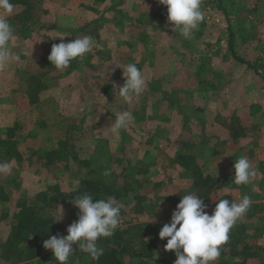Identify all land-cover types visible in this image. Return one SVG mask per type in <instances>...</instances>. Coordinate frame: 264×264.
<instances>
[{
  "label": "rangeland",
  "instance_id": "1",
  "mask_svg": "<svg viewBox=\"0 0 264 264\" xmlns=\"http://www.w3.org/2000/svg\"><path fill=\"white\" fill-rule=\"evenodd\" d=\"M222 1L232 24L236 54L248 61H264V0ZM44 8L48 14L40 18L42 24L65 30L87 26L91 30L89 25L96 22L97 37H93L95 46L80 61L79 69L70 70L69 66L51 71L42 79L45 88L37 94L38 102L30 104L26 78L38 64L41 70L46 69V55L53 44L41 38L35 22L25 24L22 35L15 31L10 46L20 59L0 70V128L14 123L21 126L17 142L22 153L54 150L59 140L82 135L80 144L85 152L97 144L105 147L106 140L110 153L122 160L112 166L117 175L126 168L134 182L141 181L144 177L138 176L137 170L146 164L148 185L137 188L139 194L148 196L143 203L145 211L134 214L131 200L122 199L121 228L149 223L155 230L159 224L170 223L174 205L169 198L180 201L193 194L190 177L173 161L179 153L191 155L206 175L231 181L234 162L247 157L257 175L247 184L231 182L212 195V200L239 202L248 195L252 203H264V175L257 167V162L264 163V87L251 71L231 59L226 16L215 2H202L205 18L191 39L173 31L166 7L158 0H44ZM20 10L15 6L9 21ZM54 35L67 39L59 32ZM130 63L141 70L147 88L126 102L113 89V85L124 83L122 70L114 64L123 69ZM104 87L106 93L101 91ZM122 111H130L134 121L114 136L110 126L114 114ZM230 116L242 125L257 127L233 142L228 133ZM31 158L30 164L11 161L12 173L0 174L1 181L15 182L8 193L11 205L20 196L33 198L48 184L59 183L64 191L71 190L68 184L76 185L80 178L73 162L74 172L67 174L61 173L62 163L46 166L37 157ZM46 214L64 224L72 217L68 207L60 206ZM245 224L246 243L259 251V257L247 264H264L262 223L252 219ZM11 229L8 221L0 223V264H54L43 262L42 256L26 260L23 243L11 246ZM8 247L11 253H21V259L5 258ZM73 249L68 264L80 253L77 245ZM139 262L125 258V264Z\"/></svg>",
  "mask_w": 264,
  "mask_h": 264
},
{
  "label": "trees",
  "instance_id": "2",
  "mask_svg": "<svg viewBox=\"0 0 264 264\" xmlns=\"http://www.w3.org/2000/svg\"><path fill=\"white\" fill-rule=\"evenodd\" d=\"M203 1L205 4L215 2L217 10L226 16L228 24V52L231 55V59L235 63L244 66L245 70L251 71L263 83L264 87V61H248L236 54L232 24L227 18L228 15L223 1ZM12 3L21 7L20 12L15 14L9 21L10 23L12 22L14 32L17 31L19 35L26 31L23 28L27 27L25 24L30 21L31 26L34 22L38 26L37 33L41 38L50 41L52 44L60 43L62 40L69 42L82 36L97 37L95 36L96 22L89 25L91 30H88L87 26L77 30H65V28H60L57 25L47 26L42 24L40 18L48 14V11L44 8V0H12ZM57 32L62 35L67 33L69 36H66L67 39L61 40L54 35ZM50 51L47 52L46 58ZM80 61L73 60L69 65L70 70L79 69L78 64ZM39 66L41 64H38L34 70L32 69L33 73H30L26 78V92L30 91L28 96L30 104L38 102L37 94L45 88V84L42 81L43 77L56 69L48 59L46 60V69L41 70ZM105 87L101 90L102 93H106L107 88ZM141 110H143V107ZM227 121L229 137L233 142L238 138L247 137L257 127L256 124L252 126L242 125L240 120L234 116H230ZM20 131L21 126L17 123L0 128V162L14 161L20 163L25 161L30 164L33 163L30 161V159H33L31 157H37V160L43 162L46 166L62 163L61 173L67 174L74 172L70 166V163L73 162L77 166L75 172L80 176L76 185L68 184L71 190L64 191L59 183L48 184L45 191L36 193L31 199L26 196H20L13 205H11V198L8 193L12 189L11 185L15 182L13 180H0V205L2 207L0 209V223L8 221L9 225L12 226L10 237L13 243L11 246L15 247L23 243L26 251L24 254L26 260L34 261L33 259L42 256L41 260L43 262L57 264L51 251L43 247V241L53 235H67V227L78 218V209L72 204L75 196L87 192L94 196L93 202L96 199H107L108 197H115L118 202H121L122 199H130L133 203L131 208L134 214L139 215L145 211L143 203L148 199V196L139 194L137 188L143 185L146 188L148 185V166L146 164H142L137 170V175L144 177L141 181L135 180L134 182L133 178H130L128 172H126V168L122 170L121 174L117 175L111 169L115 163L118 165L122 164V160L117 155L110 153L106 140L104 142L105 147L97 144L95 147H89L85 152V148L80 144L82 139H84L82 135L78 137L69 135L59 140L57 149L54 150L33 151L29 149L27 153H22L18 148L17 142ZM173 161L183 169V172L188 174L193 189L191 192H193V195L203 199L204 203L208 205L206 211L211 214L216 203L221 199L214 201L212 200V195L214 196L223 188L230 186L231 179L228 177L214 178L209 174L206 175L204 169L196 164L194 158L189 154L179 153ZM257 167L264 175V163L257 162ZM106 171L109 176L104 175ZM169 199L172 200L175 210L176 205L180 201L174 196ZM57 206L68 207L72 215L65 224L58 222L53 215L46 214V211L54 210ZM120 216H123L122 209ZM252 219L261 222L262 228L260 229L264 230L263 202L252 203L247 213L236 222L235 226L230 230L228 242L221 246L219 259L213 264H247L248 260L259 257L258 248L255 247L252 250L245 241L247 229L245 222ZM165 224H159L156 228L157 230H154L153 225L149 223L135 224L128 228L118 227L111 237L101 238L97 241L98 246L104 249L103 255L98 260L93 261L87 254L82 252L77 254L76 252V257L71 261V264H125L126 257L130 258V260L133 258L139 259V264H174L176 259L174 252L164 250L167 238L161 240L158 236L160 229ZM260 229L258 230L261 232ZM1 248H4V246L2 245ZM4 254L5 258L8 257V259L10 257L21 259V253H11L9 247Z\"/></svg>",
  "mask_w": 264,
  "mask_h": 264
},
{
  "label": "clouds",
  "instance_id": "3",
  "mask_svg": "<svg viewBox=\"0 0 264 264\" xmlns=\"http://www.w3.org/2000/svg\"><path fill=\"white\" fill-rule=\"evenodd\" d=\"M166 7L167 20L172 29L178 30L184 39H191L194 30L204 20L202 0H158ZM15 5L12 0H0V70L9 64L18 62L20 57L12 50L11 42L16 39L14 28L8 17ZM69 36L65 33L62 37ZM92 36H82L69 42L53 44L47 59L57 70L69 67L73 60H83L95 46ZM122 70L124 83L114 91L126 102L139 97L147 88V82L135 63L127 64ZM115 120L110 126L114 136H119L121 130H126L134 121L130 111L116 112ZM234 182L236 185L247 184L257 175L247 157H240L233 164ZM10 162H0V174L10 175ZM106 171L104 175H108ZM87 192L75 196L72 204L78 209V218L66 229L67 235H53L43 241V247L50 250L57 264H68L74 256L73 245L95 261L104 253L98 246L101 238L111 237L121 222L122 204L115 197L96 199ZM252 204L248 195L239 202L220 199L212 213L209 214L202 198L188 194L184 195L171 214L170 223L163 225L158 236L161 240L167 238L165 251H173L176 259L174 264H213L221 255V246L229 240L230 230L242 218ZM62 215H59V218ZM58 218V219H59ZM150 222H154V217Z\"/></svg>",
  "mask_w": 264,
  "mask_h": 264
}]
</instances>
